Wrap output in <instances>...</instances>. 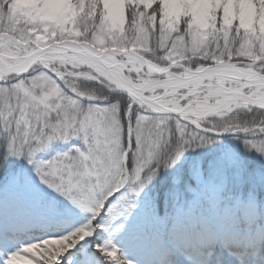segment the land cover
Segmentation results:
<instances>
[{
    "label": "snow or ice",
    "instance_id": "1",
    "mask_svg": "<svg viewBox=\"0 0 264 264\" xmlns=\"http://www.w3.org/2000/svg\"><path fill=\"white\" fill-rule=\"evenodd\" d=\"M0 264H264V0H0Z\"/></svg>",
    "mask_w": 264,
    "mask_h": 264
}]
</instances>
